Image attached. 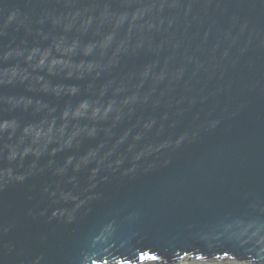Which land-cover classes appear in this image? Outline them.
Returning <instances> with one entry per match:
<instances>
[{"label": "water", "instance_id": "obj_1", "mask_svg": "<svg viewBox=\"0 0 264 264\" xmlns=\"http://www.w3.org/2000/svg\"><path fill=\"white\" fill-rule=\"evenodd\" d=\"M0 264H264V0H0Z\"/></svg>", "mask_w": 264, "mask_h": 264}]
</instances>
